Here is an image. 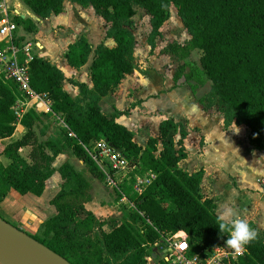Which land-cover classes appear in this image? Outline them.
I'll list each match as a JSON object with an SVG mask.
<instances>
[{"label": "trees", "instance_id": "trees-1", "mask_svg": "<svg viewBox=\"0 0 264 264\" xmlns=\"http://www.w3.org/2000/svg\"><path fill=\"white\" fill-rule=\"evenodd\" d=\"M25 1L32 12L43 18L64 9V0ZM72 1L93 7L106 22V37L114 40V46L101 42L94 47L84 36L68 45L65 58L74 68L87 64L93 53L89 66L93 88L89 90L86 83L72 79L81 91L76 99L64 89L66 76L57 65L42 56L30 63L31 86L48 94L49 114L63 122L61 137L40 141L35 125L49 114L32 108L23 114L19 121L26 131L1 150L10 163L0 162V202L11 189L40 196L46 180L56 171L55 158L68 149L94 177L103 181V174L85 146L105 137L133 161L140 160L143 170H153L157 175L139 196L131 193L128 183L124 184V192L136 207L130 208L118 225L104 228L107 222L86 209L83 201L68 200L71 196L85 199L90 182L67 161L58 169L62 188L51 200L57 213L44 221L42 236L32 237L72 264H146L151 245L163 234L179 230L187 234L191 253H205L224 244L229 223L216 215L215 203L201 191L203 169L190 172L179 165L188 135L183 123L174 117L162 119L157 134L149 136L142 145L135 140L132 130L117 121L123 111L109 116L99 102L134 71L137 41L131 25L135 7L144 8L151 16L148 42L155 48V40L173 5L190 34L185 44L167 46L170 53L183 60L173 75V87L187 84L203 111H221L225 128L245 125L249 141L263 150L264 0ZM17 21L29 31L36 30L31 19L18 17ZM194 50L202 52L198 64L187 61ZM207 83V92L198 94ZM16 98L15 84L0 78L1 138L15 132L18 118L12 107ZM177 133V141L169 139ZM25 146L31 147L28 158L20 153ZM81 213L85 216L81 217ZM220 222L226 224L223 233L217 226ZM249 225L256 231V238L246 244V252L235 264H264V233L252 223Z\"/></svg>", "mask_w": 264, "mask_h": 264}, {"label": "crops", "instance_id": "crops-1", "mask_svg": "<svg viewBox=\"0 0 264 264\" xmlns=\"http://www.w3.org/2000/svg\"><path fill=\"white\" fill-rule=\"evenodd\" d=\"M89 10L90 12H92V19L95 18L97 22V29L99 31V34L97 36H95V33L92 31H90L91 33H85L86 26L89 28V30L90 28L92 30V28L94 27H92L89 21V18L91 16ZM26 11L29 12L30 19L34 21L36 25V30L29 32L30 36L34 40L39 41L42 45L41 56L57 65L66 76L64 89L69 92V94L74 99L81 96L80 88L71 81L73 79L76 82L86 83L88 89L92 90L93 84L89 76V66L92 60L93 53L91 54L87 64L80 68L71 67L65 58V53L68 49V45L79 39L81 36L86 37L94 47L101 42H104L108 46H114V40L112 38L106 37L107 24L103 20V18L95 13L91 5L83 6L76 2H73L72 0H64L63 12L59 14H51L46 18L39 17L34 12H32L28 6L26 7ZM41 22H45V25L41 26ZM63 25L69 27L68 30H71V32L80 33L79 36L72 42L65 43L67 35L64 34L63 28H61ZM130 75L131 74L127 75L116 88H114L106 96L101 98L99 104L105 114L110 116L118 111L125 110L124 102L122 100L126 99L131 90L126 85H124V81ZM128 98L129 97H127V99ZM153 100H155L153 101L154 103L149 104H152V106H156L157 108H159L157 111L161 112V105H163L165 108H169L164 104L165 99H163V97L161 99L153 98ZM147 104L148 103H145V101L142 102V106L144 107L148 106ZM137 109L138 108H135V110ZM50 112L51 110L43 111L45 115L49 114ZM145 113H147V111H145ZM54 117L58 118V116L52 114H49V116H43L42 120L35 125V130L40 141H46L48 139H58L59 137H61L60 129L55 130L51 121V119H53ZM147 118L148 116L145 115V117H140V119H134V117H131L130 115L128 116L123 112L122 114H119V116L117 117V121L132 130L135 138L137 135L136 133L139 131V129H141L140 131H142V133L143 131L149 130V127H147ZM174 118L177 121H180L177 117ZM210 118L212 120L213 126L208 131H205L201 128L200 125L196 124L191 126L190 121L193 119L191 117H186L187 123H189L190 127L199 129L202 132V136L205 137L206 145L203 146L202 151H199L196 159L197 162L193 166H191L192 168H186L185 170L193 172L195 170H198L197 168L203 169L201 178V191L204 195L210 197L213 200V202L215 203V213L221 220L230 224L231 219L239 218L246 221L248 224L252 223L255 229L264 233V194L261 192L258 185V179L259 177L264 175V170L260 171L259 174L253 177V180H255L256 183V190L259 193H249L250 197L247 198L245 200V203H242V205L238 208L237 203L239 202L238 200L241 195V192L238 190L240 189L239 185H241L238 182V177L228 168L224 169L220 166L214 168V166H212V164L208 162L205 157L206 152H208V150H211V142L218 141L219 143L220 140V143L222 142L224 145H226L229 152L237 156L241 162L247 161L252 164V167H255L256 163L254 161L257 156L260 157V154L264 153V149L259 150L255 148V146L249 141V129L245 125L232 124L228 128H225L223 117ZM162 119L164 118H160L157 121L153 132L147 133L148 136L146 137V139L149 136L157 134L159 122ZM191 130L192 129H187L188 134ZM25 131V127L20 123V121H18L16 123L15 132L11 137H0L1 163H3L4 165L10 163V159L7 158L4 154H1V150L9 142L20 138ZM146 139L144 140V142H139L135 138V140L142 145H145ZM30 150V146H25L20 149V153L24 157L28 158ZM23 152L25 153L23 154ZM72 156H74L72 150L68 149L66 152L59 154L55 158L53 165L56 168V171L49 179L46 180L45 189L40 196L29 193L31 194V196L26 197L24 195H21V193H19L17 190L11 189L8 196L3 200V202L8 200V197L12 198L16 202H11V204L5 209L7 217L12 220L15 219L18 221L21 215L28 214L26 215V221L27 224H31L34 221L33 219L37 218V214H39V211L43 209L40 206V202L42 201V199L46 195H50L51 193H53V195L49 199V201L51 202L53 197L62 188L63 180L58 169L64 162H70L78 172H81L88 179L91 186V176L82 171L86 166L83 164V162L78 160L80 165L83 166L82 169L78 168ZM5 157L9 160L8 162L5 161ZM180 164L181 162L179 163V165ZM1 212L5 213L4 210L0 209V215ZM56 213L57 211L55 212V214ZM229 213L231 215H228Z\"/></svg>", "mask_w": 264, "mask_h": 264}, {"label": "rangeland", "instance_id": "rangeland-1", "mask_svg": "<svg viewBox=\"0 0 264 264\" xmlns=\"http://www.w3.org/2000/svg\"><path fill=\"white\" fill-rule=\"evenodd\" d=\"M92 7V6H91ZM92 9V8H91ZM90 12V10H89ZM89 18L90 24L92 25V30L86 26L85 33H95V36L99 34L97 29L96 19H92V12ZM151 16L142 7H135V14L133 15V21L131 25V30L136 37V47H135V65L134 71L129 77L124 81V85L130 88L131 92L127 95V99H123L124 114L134 117V119H140V117L148 116V131H139L136 133V140L139 142H144L147 133L153 132L157 121L160 118L165 117H177L180 122L187 129H192L185 139V151L184 156L181 160V167L186 169H191L197 161V155L199 151L203 150V146L206 145L205 137L202 136V132L199 129H194L187 123L186 117H191L193 120L190 121V125H200L205 131H208L213 125L210 117H223L221 111L213 108L209 111H203L201 107L195 101V98L190 91L187 84L182 83L180 86L173 87V75L177 70L179 64L183 63V60L178 58L177 55L170 53L167 46L172 43L185 44L190 38V34L184 27L180 17L177 14L176 8L172 5L170 16L167 21L161 27V33L157 36L155 40V48H152L148 42V37L151 32ZM45 22H41V26H44ZM96 27V28H95ZM64 34L67 35L66 42L70 43L75 40L80 33L71 32L68 30L69 27L63 25ZM58 36V34H57ZM201 50H194L187 61L192 63H199V58L201 56ZM210 84L207 83L205 86L199 88L198 94H204L209 89ZM139 93V94H137ZM164 104L169 108H165L161 105V112L157 111L159 108L152 106L154 103L153 98H162ZM148 103L146 107L142 106V102ZM152 106V107H150ZM135 108H138L135 110ZM146 108V110H145ZM147 111V113H145ZM151 111V112H150ZM54 129H62L63 122L54 117L51 119ZM152 129V130H150ZM155 135V134H154ZM179 138L178 133L169 136V139L177 141ZM25 152H23L24 154ZM73 160L76 162L78 168H83L78 162V159L74 156ZM206 160L214 166V168L222 167L224 169H229L238 177V182L241 184L240 189L241 195L239 197L238 208L245 203V200L250 197L251 193H259L256 190V183L253 177L259 174L260 171L264 170V153L260 154V157L255 159V167L247 161H240L237 156L230 153L227 146L222 142L218 141L211 142V150L206 152ZM5 161L9 160L5 157ZM72 162V161H71ZM199 169V168H197ZM87 175L91 176V186L86 192L87 197L85 199H76L73 196L67 197L70 201H83L86 208L92 210L96 216L104 219L107 224L104 228L112 227L120 223L124 218L127 217L130 207L125 203H120L117 194L113 188H109L104 181L97 179L92 176L87 168L82 170ZM253 180V181H252ZM248 193V194H246ZM250 193V194H249ZM24 196H31V194H21ZM53 195H46L40 202V206L43 208L37 214V218H34L31 224H27L26 215H21L20 219L12 220L7 217L5 209L11 204V202H16L12 198L8 197L5 202H0V209L4 210L5 213L1 212V217L9 221L16 227L21 228L23 231L30 235L42 236L44 229V221L55 214L56 209L53 204L49 201L50 197ZM259 195V194H258ZM49 201V202H48ZM240 204V205H239ZM38 211V210H37ZM81 217L85 214L81 213ZM2 258H7L5 255L0 253V264H6L3 262ZM17 264V263H16ZM146 264H159V261H149Z\"/></svg>", "mask_w": 264, "mask_h": 264}, {"label": "built area", "instance_id": "built-area-1", "mask_svg": "<svg viewBox=\"0 0 264 264\" xmlns=\"http://www.w3.org/2000/svg\"><path fill=\"white\" fill-rule=\"evenodd\" d=\"M25 0H0V78L11 81L17 89L13 110L18 121L30 108L38 112L49 111L50 98L47 93H39L31 86L30 63L41 56L42 45L30 36L18 17L30 19ZM90 158L103 174V181L119 195V202L135 208V202L124 192L128 183L133 195H141L156 179L153 170H143L141 161H133L120 148L112 145L105 137H100L85 146ZM258 185L264 194V175ZM246 252V245L239 251L224 244L216 245L205 253H191L187 234L183 230L165 233L151 245L149 261L167 264H235ZM155 254V256H153Z\"/></svg>", "mask_w": 264, "mask_h": 264}, {"label": "water", "instance_id": "water-1", "mask_svg": "<svg viewBox=\"0 0 264 264\" xmlns=\"http://www.w3.org/2000/svg\"><path fill=\"white\" fill-rule=\"evenodd\" d=\"M0 253L17 264H72L65 257L1 216Z\"/></svg>", "mask_w": 264, "mask_h": 264}, {"label": "clouds", "instance_id": "clouds-1", "mask_svg": "<svg viewBox=\"0 0 264 264\" xmlns=\"http://www.w3.org/2000/svg\"><path fill=\"white\" fill-rule=\"evenodd\" d=\"M228 215H231L230 213ZM220 233L225 232L226 224L224 222L218 223ZM228 235L224 240V245L239 251V249L256 238V231L250 225L239 218L231 219L228 226Z\"/></svg>", "mask_w": 264, "mask_h": 264}, {"label": "bare ground", "instance_id": "bare-ground-1", "mask_svg": "<svg viewBox=\"0 0 264 264\" xmlns=\"http://www.w3.org/2000/svg\"><path fill=\"white\" fill-rule=\"evenodd\" d=\"M3 262H5L6 264H16L14 261L8 259V258H2Z\"/></svg>", "mask_w": 264, "mask_h": 264}]
</instances>
